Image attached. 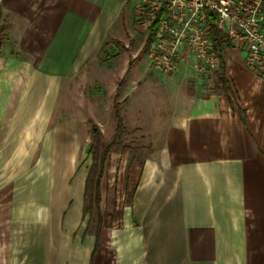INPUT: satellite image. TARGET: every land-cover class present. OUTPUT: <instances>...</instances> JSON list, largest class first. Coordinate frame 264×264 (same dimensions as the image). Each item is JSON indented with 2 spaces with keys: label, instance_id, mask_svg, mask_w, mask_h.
<instances>
[{
  "label": "crops",
  "instance_id": "1",
  "mask_svg": "<svg viewBox=\"0 0 264 264\" xmlns=\"http://www.w3.org/2000/svg\"><path fill=\"white\" fill-rule=\"evenodd\" d=\"M138 1L0 0V21L12 24L18 52L72 71L68 56H79L78 69L106 39L118 38ZM222 60L233 104L214 83L184 81L170 90L154 129L161 143L154 157L126 163L124 181L114 177L117 190L133 191L129 211L116 207L96 248L97 228L83 224L85 178L69 192L55 176L25 207L13 200L20 120L42 102L48 80L40 77L27 97L18 88L0 113L9 124L0 121V264H264V74L248 70L231 44Z\"/></svg>",
  "mask_w": 264,
  "mask_h": 264
},
{
  "label": "rangeland",
  "instance_id": "2",
  "mask_svg": "<svg viewBox=\"0 0 264 264\" xmlns=\"http://www.w3.org/2000/svg\"><path fill=\"white\" fill-rule=\"evenodd\" d=\"M149 4L150 0L138 1L126 31L120 29L118 38L106 39L96 52L82 60L78 69L75 66L79 56H68L74 65L72 71H57L55 67L40 65L28 53L18 52L12 24L6 17L0 21L1 32L8 35L0 41V83L4 85L0 86V113L6 112L9 98L16 95L18 88L17 95L27 97L37 90L40 77L48 80V85L44 82L46 86L41 89L42 102L20 120L23 129L18 137L22 145L16 152V175L9 184L16 204L25 207L28 198L35 197L39 188L46 185L45 180L51 185L55 176L63 177L66 191L72 192V182L78 178L83 181L91 164L90 130L96 124L103 144L111 146L100 180L101 212L106 209L110 213L102 214L101 224H111L116 207L126 206L129 211L133 192L122 186L117 190L113 179L119 175L124 181L126 163L154 157L161 143L154 129L159 126L157 119L162 114L160 111H164L163 105L171 98L170 90L177 89L176 85L184 81H199L207 86L215 82L214 70L202 67L195 58L179 60L178 67L172 71L148 65L142 50L147 34L142 24L147 15L139 11L145 8L147 13ZM136 55L137 61L124 75L128 61ZM14 58L26 61V66L22 68L21 63L11 62ZM20 79L24 83L16 86ZM120 82L123 84L118 88ZM115 102H119L121 125L114 118ZM0 121L9 125L6 119ZM83 224L85 229L97 228L96 212L87 214Z\"/></svg>",
  "mask_w": 264,
  "mask_h": 264
},
{
  "label": "built area",
  "instance_id": "3",
  "mask_svg": "<svg viewBox=\"0 0 264 264\" xmlns=\"http://www.w3.org/2000/svg\"><path fill=\"white\" fill-rule=\"evenodd\" d=\"M165 5L158 27L145 49L150 66L172 71L179 60L195 58L216 70L220 55L213 48L209 19L230 44L243 53L248 70L264 74V0H150L146 29ZM222 57V56H221Z\"/></svg>",
  "mask_w": 264,
  "mask_h": 264
},
{
  "label": "trees",
  "instance_id": "4",
  "mask_svg": "<svg viewBox=\"0 0 264 264\" xmlns=\"http://www.w3.org/2000/svg\"><path fill=\"white\" fill-rule=\"evenodd\" d=\"M165 11V5L162 4L160 9L156 13V18L151 21L150 26L147 28V34L143 42L142 50H145L153 34L155 33L159 20ZM210 23V35L213 43V48L219 52L220 55V64L219 67L214 71L215 73V82H214V89L223 93L226 101L232 105L233 104V97L235 96V92L231 89V86L228 82V79L225 74V65L222 60V55L224 48L230 45L229 40H227L215 27L213 22V17L209 19ZM3 28V24L0 23V41L6 38V35L1 32ZM136 55L133 59L128 61L126 70L124 75L130 70L133 63L137 60ZM122 85L120 82L118 84V88ZM117 88V89H118ZM114 118L118 125L122 123V117L118 111L119 102H115L114 105ZM240 119L243 123H245V118L243 116V110H240ZM91 139L92 142L89 148V154L91 156V164L88 168L87 174L84 179V188H83V207L82 212L83 215L91 214L92 211H95L99 217V225L97 226L96 232V244L95 248L98 246L99 241V232L101 227V216L102 213L100 211V179L102 177L103 169L105 160L110 152V144H103L101 138V132L96 124H92L91 126ZM104 214L110 215L109 212L105 211ZM103 214V215H104Z\"/></svg>",
  "mask_w": 264,
  "mask_h": 264
}]
</instances>
